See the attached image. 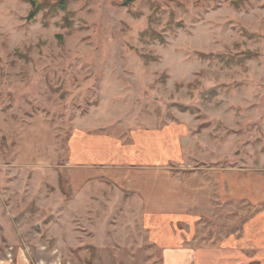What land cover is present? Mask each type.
Listing matches in <instances>:
<instances>
[{
    "label": "rangeland",
    "instance_id": "obj_1",
    "mask_svg": "<svg viewBox=\"0 0 264 264\" xmlns=\"http://www.w3.org/2000/svg\"><path fill=\"white\" fill-rule=\"evenodd\" d=\"M30 1L0 0V264L264 250V0Z\"/></svg>",
    "mask_w": 264,
    "mask_h": 264
},
{
    "label": "crops",
    "instance_id": "obj_2",
    "mask_svg": "<svg viewBox=\"0 0 264 264\" xmlns=\"http://www.w3.org/2000/svg\"><path fill=\"white\" fill-rule=\"evenodd\" d=\"M202 249L200 250V254H210L212 252H214V254L216 253L217 256L215 255V259L216 262L218 261L217 259H219V256H221L220 252L223 253V255H226L227 257H229V260H227L226 258H224L226 261H231V264H237V261L241 259V261L247 263V264H252V263H258V264H264V250L262 251H257V252H253L252 253H245L242 251L238 250H233V249H228V248H216L213 250L210 249H206L205 246L201 247ZM253 251V250H252ZM195 255L197 254L196 251L194 252V250L192 251ZM192 252H188L187 255L190 257ZM240 256V257H239ZM189 260V259H188ZM223 263V262H222ZM195 264V263H194Z\"/></svg>",
    "mask_w": 264,
    "mask_h": 264
},
{
    "label": "trees",
    "instance_id": "obj_3",
    "mask_svg": "<svg viewBox=\"0 0 264 264\" xmlns=\"http://www.w3.org/2000/svg\"><path fill=\"white\" fill-rule=\"evenodd\" d=\"M240 1L243 2L242 0H232V5L235 6L236 8H238ZM133 2H134V0H122L121 6L124 8H127ZM29 3H30V6L32 8V11L29 13L27 20H32L39 11L38 10V3L34 0L30 1ZM66 3H67V0H60L58 2V6L60 7V9H65Z\"/></svg>",
    "mask_w": 264,
    "mask_h": 264
}]
</instances>
